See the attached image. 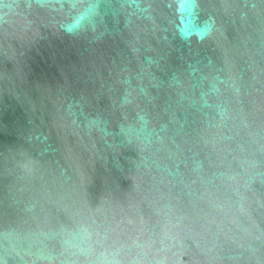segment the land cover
I'll use <instances>...</instances> for the list:
<instances>
[{
	"label": "water",
	"instance_id": "95a60500",
	"mask_svg": "<svg viewBox=\"0 0 264 264\" xmlns=\"http://www.w3.org/2000/svg\"><path fill=\"white\" fill-rule=\"evenodd\" d=\"M0 264H264V0H0Z\"/></svg>",
	"mask_w": 264,
	"mask_h": 264
},
{
	"label": "clouds",
	"instance_id": "9594fccd",
	"mask_svg": "<svg viewBox=\"0 0 264 264\" xmlns=\"http://www.w3.org/2000/svg\"><path fill=\"white\" fill-rule=\"evenodd\" d=\"M78 26V25H77ZM72 26H69V30L71 29Z\"/></svg>",
	"mask_w": 264,
	"mask_h": 264
}]
</instances>
